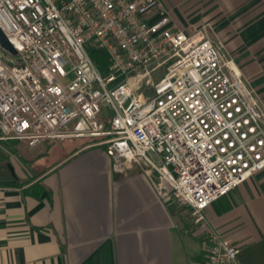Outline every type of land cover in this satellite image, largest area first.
Segmentation results:
<instances>
[{
	"label": "built area",
	"instance_id": "obj_1",
	"mask_svg": "<svg viewBox=\"0 0 264 264\" xmlns=\"http://www.w3.org/2000/svg\"><path fill=\"white\" fill-rule=\"evenodd\" d=\"M0 28L17 51L0 50V139H97L190 209L202 264H242L207 210L264 170V108L205 29L173 27L163 0H0Z\"/></svg>",
	"mask_w": 264,
	"mask_h": 264
},
{
	"label": "crops",
	"instance_id": "obj_2",
	"mask_svg": "<svg viewBox=\"0 0 264 264\" xmlns=\"http://www.w3.org/2000/svg\"><path fill=\"white\" fill-rule=\"evenodd\" d=\"M163 1L173 27L210 26L264 108V0ZM96 142L78 137L32 147L39 153L32 169L45 172L28 184L18 175L0 181V264H202L204 231L159 191L157 173L140 165L115 173ZM207 214L241 249L264 240V170ZM194 242L202 248L193 254Z\"/></svg>",
	"mask_w": 264,
	"mask_h": 264
},
{
	"label": "trees",
	"instance_id": "obj_3",
	"mask_svg": "<svg viewBox=\"0 0 264 264\" xmlns=\"http://www.w3.org/2000/svg\"><path fill=\"white\" fill-rule=\"evenodd\" d=\"M92 57L101 72L105 73L108 71L110 60L103 50H93ZM1 134L2 132L0 130V136ZM16 143V140L0 139V181L12 180L17 177V175L12 172L9 161L13 155L18 156ZM32 181L33 178H30L22 181V183L28 184ZM239 260L242 264H264V240L245 249H241Z\"/></svg>",
	"mask_w": 264,
	"mask_h": 264
},
{
	"label": "rangeland",
	"instance_id": "obj_4",
	"mask_svg": "<svg viewBox=\"0 0 264 264\" xmlns=\"http://www.w3.org/2000/svg\"><path fill=\"white\" fill-rule=\"evenodd\" d=\"M201 28L205 29L207 35L214 42H216L214 40L213 35L210 34V30H209L210 26L209 25H207L206 23H203L201 25H198V27L196 29H201ZM196 29H194V30H196ZM219 44L220 43H217V45H219ZM219 46L221 47V45H219ZM0 50L3 51V52H8V51L4 50L1 47H0ZM16 141H17L16 146H17V149H18V156L13 155L11 157V159H9L10 164L14 168L15 174L18 175V176H22V179H21L22 181L28 180L30 178H33V180L37 179L38 176H40L41 174H43L45 172L44 169H43V171H41V173L37 174L36 171L32 169V164L35 163L34 161L39 160V158H38L39 153L34 152L35 148H29L25 143L20 142L18 140H16ZM58 141H61V140H58ZM47 146L48 145H46V147ZM45 170H46V168H45ZM176 206H177L176 207L177 209H181L180 210L181 214H183V216L185 218L186 217L188 218L187 223L190 226H192L193 228H196L195 227L196 224L194 223V221H193V219L191 217V214L188 211L189 210L188 207L185 206V205H179V204H177ZM201 238H203L204 246L206 247V243H207L206 242V240H207L206 233H202V237ZM236 243L238 244L237 241H236ZM190 248H191V252L194 254V253H198L201 250L202 247H201V244L199 242H197V243L194 242L193 244L190 245ZM205 254H206V250H205ZM204 258H205V256H204Z\"/></svg>",
	"mask_w": 264,
	"mask_h": 264
},
{
	"label": "water",
	"instance_id": "obj_5",
	"mask_svg": "<svg viewBox=\"0 0 264 264\" xmlns=\"http://www.w3.org/2000/svg\"><path fill=\"white\" fill-rule=\"evenodd\" d=\"M0 47L3 48L4 50L8 51L9 53L13 54V55L17 54L16 49L11 44V42L9 41V39L7 38V36L2 31L1 28H0ZM10 167H11L12 172L15 173L14 168L11 164H10Z\"/></svg>",
	"mask_w": 264,
	"mask_h": 264
}]
</instances>
